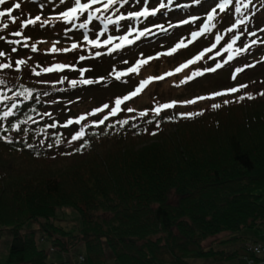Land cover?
<instances>
[{
    "label": "trees",
    "instance_id": "16d2710c",
    "mask_svg": "<svg viewBox=\"0 0 264 264\" xmlns=\"http://www.w3.org/2000/svg\"><path fill=\"white\" fill-rule=\"evenodd\" d=\"M131 1L135 5L144 3V0ZM158 1L161 0H148L147 5L124 13L145 6L158 7L154 4ZM177 1L173 0L166 9L176 8ZM162 2L167 4L168 0ZM12 3L15 2L5 8ZM262 4L260 9L264 10V0ZM69 6L64 5L56 14ZM40 8L39 0H23L14 15L20 20L36 15L43 18L48 9ZM152 18L131 23L143 29L149 27ZM253 19L254 24L259 22L258 16ZM97 23L90 27H96ZM9 24L7 30L0 31L8 40L12 31L19 30L18 23ZM122 24L123 27L109 26L102 39L107 35L115 37L128 26V22ZM51 30L49 26H29L26 36L40 39L37 45H41ZM68 34L71 33L65 31L61 35L66 39ZM13 46L18 49L16 53L11 52ZM22 49L27 48L0 40V50L8 53L7 58H0V63H13V68L0 70V79L13 91L22 90V85L40 94L39 102L34 93L4 122L5 127H10L11 123L32 116L34 122L22 125L28 131H0V137L12 140L9 143L0 139V230L10 231L2 264H63L79 254L83 255V264H247L245 257H237L239 244L237 250H225L202 242L219 233H234L243 228L264 232V204L256 201L261 194L258 190L264 191V96L259 95L264 92V76L230 86L224 84L218 91L242 84L247 87L236 94L197 101L188 106L189 111H185L187 106H175L156 116L146 107L129 113L128 108L121 106L122 111L109 117L105 125L90 127L107 114L105 110V114L87 117L82 122L86 135L69 143L80 125L67 129L61 126V101L73 98L89 85L71 88L68 83H55L58 75L70 68L36 77L31 70L38 71L41 61L33 55L24 56ZM61 54L62 63H77L89 69L84 79L92 78V70L103 69L91 56L80 61L78 57L84 54L78 50ZM17 59L28 61L19 72L14 65ZM47 66L50 65L40 67ZM124 68L122 65L117 70ZM95 75L96 79L103 76ZM44 92L49 95L43 96ZM248 94L255 99H247ZM239 96L245 99L239 100ZM225 100L230 103L225 104ZM213 103L221 107L213 109ZM141 111L148 115L140 117ZM45 112L51 116H43ZM187 113L202 114L181 116ZM124 119L129 123L121 126L119 122ZM53 122L57 128L40 131ZM57 136L61 139L59 145L55 143ZM171 195L175 197L173 202L169 201ZM61 205L77 212L79 222L73 229L54 222L56 209ZM28 220L38 223L39 240L46 238L50 249L61 252L78 246L76 257L48 259L33 232L21 230ZM226 235L217 242L238 237Z\"/></svg>",
    "mask_w": 264,
    "mask_h": 264
},
{
    "label": "rangeland",
    "instance_id": "374dc122",
    "mask_svg": "<svg viewBox=\"0 0 264 264\" xmlns=\"http://www.w3.org/2000/svg\"><path fill=\"white\" fill-rule=\"evenodd\" d=\"M22 1L23 0H8V3H22ZM185 1V5H187V7H181L182 5H180L177 6V8L164 9L163 11H160L155 17H149L152 19H150L148 23L149 27L147 28H150L152 30L151 33L145 37H142L134 44L126 46L124 49L115 53L108 54L107 48L97 50L91 49L87 45H84L82 43L83 30L73 29L72 32L70 31L71 34L66 35V39H63L64 36L61 34L71 27L70 25H65L63 23L61 25L52 24L51 26H49L52 27L51 33L48 35V38L44 44L37 45L38 51L36 53H32L30 51V48L22 49L24 56L33 55L34 57H39L41 61L40 66H44L46 64L51 65L53 63H62V59H64V55H62L61 53L46 54L47 49H49L53 45V43L59 41L56 46L59 48H64L67 44L71 45L72 42H77L81 44V48L77 49L78 53L80 52L84 54V56H91L93 60L97 61V64L100 65V67L103 66V69H101L100 71L96 69L91 71L94 73V75L92 73L91 79L97 80L99 78H103L102 82L93 83L85 89H82L77 95L73 97L74 99L71 97L61 101L63 110L60 113V122H62L63 124L67 121V119L76 118L75 115H82V113L84 114L91 112L93 109L101 107L103 104L109 105V109H106V112H108L111 107L114 106V101L116 98H122L124 95L129 94L135 89L136 86H138L140 81L146 79V77L161 76L169 72L168 69H171V71L174 73L175 69L178 67V63H180L182 60L187 59L194 52L199 53L202 51V49L209 47L214 40L213 34H208L199 38L196 42L189 45L187 48L180 49L173 55H163V53L168 52L178 41L182 39L187 41L186 39L190 37V33L192 31H195L196 27L199 25V21H197L194 24L180 25L178 27L171 28L169 27V25L172 23V21L174 23L179 22L183 19H189L191 16L203 17L212 7L215 6V3L218 2V0H202V3L197 5L193 2V0ZM39 2L41 3L40 9L49 10H46V12L43 13L44 15L42 19H45V17L48 18L47 15H56L58 9H60L64 5L71 4V0H68V2L65 4H60L59 0H39ZM160 2L161 1H158L154 4L159 5ZM7 4L0 5V10H4ZM138 5L141 7L145 4L142 2ZM138 5H135L133 1H131L128 5L121 9V12L136 8ZM262 5V0H253L252 12L249 13V22L246 25L247 31L256 32L257 36H242L241 39L237 41V47H242L245 43H249L252 39H264V32L259 31V29L264 28V10L260 9L261 7L263 8ZM15 13L16 12L14 11L13 15ZM27 16H29V14H26V17ZM255 16H258L259 18V22L257 24H254L253 18ZM236 18L237 17L232 12L222 14L221 19L218 22L217 29L213 30L214 33L218 31L221 35L224 36V40L221 41V45H218L216 50H213L212 53L206 54L204 59L198 61L193 65H190L189 67L183 69L181 72L166 77V79L164 80L154 81L150 83L140 94H138L133 99L126 101L122 106L132 109H143L145 107L148 109H154L161 104L171 103L172 100L176 102V106H187L185 111H189V108L192 104H185L183 102L195 99L199 96H209L212 92L218 91L221 86H230L232 83H238L245 80L254 79L256 77L264 76V60H262V57H264V44H258L256 46H253L250 51L243 53L241 56L229 62V64L225 65L223 68L218 69L216 72H204V75L202 76L195 77L191 81H187L184 84L180 83L181 80H186L187 77L192 75V73L195 71H204L209 67H215V64L217 62L222 63L223 58H226V54L223 58L215 57V59H210L209 57L215 56V52L219 50V48L222 47L223 44L231 38L232 34L226 33L225 29L227 27H230L232 22ZM19 20L20 18L17 22L18 29ZM155 25H164V27L168 30L166 32L162 31L160 28L154 27ZM90 29H92V31H90L89 33L90 38H95V32L100 30L99 27L93 26L90 27ZM126 30L127 26H125L115 37L123 35ZM241 30H243V27ZM26 31L27 29L24 30V36H26L27 34ZM57 33H59L60 35H56ZM14 38L19 39L12 36L10 40ZM102 38L103 37H101V39ZM39 40L40 39L31 38V41L29 40V44L37 43ZM114 42L119 41L116 40ZM95 51H101L102 55L100 57H95ZM156 51L160 52L159 55L156 56L155 59L151 60L147 65L143 66L138 74L126 76L120 81L114 79L115 71L122 65L126 66V68L124 69L126 70L129 64L133 63L132 60L141 59L142 57L144 58V56H146V58L151 56L153 57V55L156 54ZM67 60L70 61V59ZM125 61H127V63H125ZM85 63L87 62L85 61ZM245 65L255 66L245 67ZM72 66H74V70L73 68H70L69 72L58 75L57 80H59L61 77H66L67 79L63 84H67L68 79H84L85 75L82 77L79 72V69L83 67H80V64L77 63L72 64ZM236 68H244V71L238 73L236 79H232V75ZM95 74H102L103 76L96 79L97 75ZM4 89L5 88H3V86H0V92H4ZM69 102L73 103L72 106L68 105ZM183 107H181V109H185ZM106 112H104V114ZM258 191L261 194L256 197V201L264 204V191ZM174 199L175 197L171 195L169 201L173 202ZM54 222L62 225L65 224V226L67 225L69 229H73L78 224L79 219L77 216V212L74 209L70 208L67 205H61L56 209V218L54 219ZM21 230L33 232L35 238L37 239L38 245L46 250L48 259L59 261L62 259L73 260L76 257L78 246L68 251L58 252L50 249L48 240L46 238L39 240L41 230L35 220L26 221L22 225ZM226 234L235 235L238 237L234 241L227 239L223 242L218 243L217 240H223V238L225 239V237L227 236ZM262 235L263 232L261 230L255 228H243L234 233H219L213 237L205 239L202 243L205 246L210 244L213 247H224L225 250H237L236 247L240 245V248L237 250V257H245V261H247V258L250 259L254 256L246 251L245 243L251 241L249 240L250 238H256V240H261L264 242V239H262ZM9 240V229H1L0 264H2L4 261L6 250L9 245ZM211 240H216V243H212ZM244 251L249 254L244 255ZM232 261L235 263L236 259ZM242 262L244 263V260H242Z\"/></svg>",
    "mask_w": 264,
    "mask_h": 264
},
{
    "label": "snow or ice",
    "instance_id": "6c2138e0",
    "mask_svg": "<svg viewBox=\"0 0 264 264\" xmlns=\"http://www.w3.org/2000/svg\"><path fill=\"white\" fill-rule=\"evenodd\" d=\"M60 4H65L68 0H59ZM136 3H139L140 0H135ZM193 2L197 5L202 3V0H193ZM8 3V0H0V5H5ZM130 3V0H71V6L67 7L65 10L59 12L53 17H49L47 19H42L41 15H36L32 18H26L23 20H19V30L12 31L10 33L11 36L17 37L19 39H6L5 36L0 35V40L5 41L9 45H22L24 48H30L32 53H36L38 51L37 43L29 44L28 41L31 39L30 37L24 36V30L27 29L29 26H36L44 28L46 26H51L53 22H60L65 25H70L71 27L66 30L67 32L72 31L73 29L83 30L82 34V43L87 45L91 49H103L107 48V53H115L121 49H124L126 46L134 44L136 41L140 40L142 37L147 36L151 33L150 28H143L138 29L132 26L131 22L139 21L143 23L149 17H155L162 9L168 8L169 5L173 3V0H168V3L161 2L159 3L158 7L149 8L147 6L142 7L139 11H129L127 13L121 12V9L124 8L126 5ZM144 4H148V0H144ZM253 0H218L215 3V6L212 7L206 15L203 17L202 22L199 24L198 30L192 31L190 33V37L185 40L178 41L168 52L163 53V55H173L178 50L187 48L189 45L196 42L199 38L213 34L214 40L209 47H206L198 55L194 56L193 58L189 59L186 63L179 65L175 69V73L181 72L183 69L189 67L197 63L198 61L205 58L206 54L212 53L213 50L217 49L218 45H221V41L224 40V36L221 35L218 31L213 32L214 29H217V25L219 20L221 19L222 14H227L232 12L237 17L234 22L231 24L230 27L225 29L226 33L232 34L231 38L227 40L222 47L219 48L215 52V56L209 57L210 59H215V57H224L226 54V58H223L222 63L217 62L215 67H209L204 71H195L192 75L188 76L186 80H181L180 83L184 84L187 81H191L195 77H199L204 75V72H216L218 69L223 68L225 65L229 64V62L233 61L237 57L241 56L243 53L250 51L253 46L258 44H264V39H252L249 43L244 44L242 47H237V41L241 39L244 35H249L252 37H256V32H248L246 29V25L249 22V13L252 12ZM181 7H187V5H183ZM17 9H21V3L15 2L12 3L10 7L5 8L4 10H0V31L7 30L10 27V24H17L18 17L13 15L14 11ZM83 17V19H82ZM7 19V22L5 21ZM201 17L198 16H191L189 19H183L179 22L178 25L170 24L169 27L175 28L180 25H189L194 24L197 21H200ZM95 22H99L96 27H99V31L95 32V38H90V25H94ZM122 22H128L127 30L123 35H119L118 37H114L113 35H107L105 39H101L104 37L106 33L109 31V26H117L123 27L124 24ZM154 27L160 28L162 31H167L168 29L164 27V25H155ZM243 27V30H241ZM259 31L264 32V28L259 29ZM118 40L119 42H114ZM40 43H43L41 41ZM59 43H53V45L47 49L49 54H57V53H69L74 50L81 48V44L77 42H72L70 47L59 48L56 45ZM18 51L17 47H11V52L16 53ZM102 55L101 51H95L94 56L100 57ZM8 53L5 51L0 50V58H7ZM87 57L84 55H80L78 59L80 61L85 60ZM156 57H148L146 59H138L133 66L128 67L126 70L116 71L114 75V79L117 81L122 80V78L126 76H130L133 74H138L140 69L147 65L151 60L155 59ZM30 59V58H29ZM264 60V57H262ZM27 60L25 59H17L14 62L15 70L17 72L22 70V66L27 64ZM127 63V61H125ZM255 65H245V67H254ZM39 67L37 71L36 68H33L32 74L36 77H40L42 74H52V73H62L66 69L73 68L74 66L65 64V63H53L47 67ZM13 68V63L11 62H4L0 63V70H6ZM89 71L87 68H80L79 72L80 75L83 77L85 72ZM244 71V68H236L232 79H236L237 74ZM174 75L173 72H167L161 76L157 77H148L138 84L133 91L129 94L124 95L122 98H116L114 101V106L98 121H93L90 127L98 128L101 125H105V122L109 120V117H115L122 111L121 106L126 102L138 94H140L150 83L154 81L164 80L168 76ZM67 78L61 77L55 83L63 84ZM103 78H99L97 80L93 79H68L67 83L71 88H76L78 85H92L93 83H100L102 82ZM41 83H49L47 81H41ZM0 86H4L7 90L4 92H0V131L8 132H20V131H28L27 129H22V125L28 124L29 122H34L32 116H28L26 119L18 120L15 123H11L10 127H5L4 122L8 121L9 118L13 117L16 114V110L20 107V104L23 102H27L33 98L35 90L30 89L27 87H23L21 85V89L19 91H13L11 88L7 87V82L4 79H0ZM247 85H240L239 87H232L226 89L224 91H216L209 96H199L195 99L187 100L183 103L185 104H195L197 101H204L214 99L216 97H222L230 94H236L240 92L242 88H246ZM11 93L9 95L8 93ZM37 102H39V93H35ZM43 96H48V92H44ZM259 95L264 96V92L259 93ZM22 98V99H17ZM247 99H255V96L248 94ZM239 100L245 99V96H239ZM225 104L230 103V101L225 100ZM176 106V102L173 101L171 103H164L159 105L157 108L152 109V112L159 116L162 111L166 109H172ZM213 109H219L221 104L213 103L211 105ZM106 109H109L108 104H104L101 107H98L87 115H80L77 118H69L65 123L61 126L65 129L69 128L73 125H80L78 131L71 135V139L69 143L73 141H80L86 135L85 133V125L82 123L86 121L87 117L89 116H96L97 114L103 113ZM134 110L132 108H128L127 112L131 113ZM202 113H187L181 114V116L186 118H191L193 115H201ZM43 116H51V113L45 112L42 114ZM140 117H145L148 115V112L141 111L139 113ZM151 121H149L150 123ZM120 125H127L129 121L127 119L121 120ZM47 128L55 129L57 128V123L53 122L46 126L45 129H40L42 132H46ZM156 133H152L155 135ZM9 143L12 140L8 136L0 137ZM55 143L59 145L61 143V139L59 136L56 137ZM87 143V142H85ZM51 147V145H49ZM79 151V149H77Z\"/></svg>",
    "mask_w": 264,
    "mask_h": 264
},
{
    "label": "built area",
    "instance_id": "2783aa9c",
    "mask_svg": "<svg viewBox=\"0 0 264 264\" xmlns=\"http://www.w3.org/2000/svg\"><path fill=\"white\" fill-rule=\"evenodd\" d=\"M264 239V233L262 235ZM245 249L247 252L251 253L253 256L263 254V257L260 258H247V264H264V243L262 241H248L245 243ZM72 264H82V256L79 255L77 259Z\"/></svg>",
    "mask_w": 264,
    "mask_h": 264
}]
</instances>
